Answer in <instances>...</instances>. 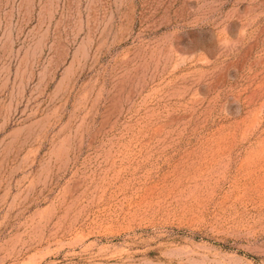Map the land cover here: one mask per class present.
I'll return each mask as SVG.
<instances>
[{"label":"rangeland","instance_id":"374dc122","mask_svg":"<svg viewBox=\"0 0 264 264\" xmlns=\"http://www.w3.org/2000/svg\"><path fill=\"white\" fill-rule=\"evenodd\" d=\"M0 264H264V0H0Z\"/></svg>","mask_w":264,"mask_h":264}]
</instances>
